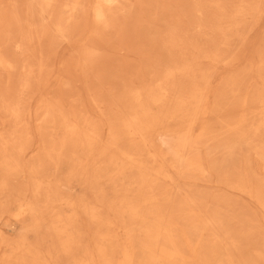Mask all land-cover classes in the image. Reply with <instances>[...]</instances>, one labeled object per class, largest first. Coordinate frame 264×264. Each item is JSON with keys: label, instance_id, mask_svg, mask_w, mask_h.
Listing matches in <instances>:
<instances>
[{"label": "bare ground", "instance_id": "bare-ground-1", "mask_svg": "<svg viewBox=\"0 0 264 264\" xmlns=\"http://www.w3.org/2000/svg\"><path fill=\"white\" fill-rule=\"evenodd\" d=\"M263 18L264 0H0V264H264Z\"/></svg>", "mask_w": 264, "mask_h": 264}, {"label": "rangeland", "instance_id": "rangeland-1", "mask_svg": "<svg viewBox=\"0 0 264 264\" xmlns=\"http://www.w3.org/2000/svg\"><path fill=\"white\" fill-rule=\"evenodd\" d=\"M153 17L154 16L152 15V11H150V9H149L147 16H146L147 22L145 24L147 30H150L148 28H153L156 26V27H159L161 29V31H164V30L168 29L169 27H171V25L174 22V19H172V18H168V20L166 22H164L165 20L156 21V20H154ZM262 22H264V18H263ZM263 30H264V24L261 25V28H260L257 36L259 34H261L263 32ZM134 39H135L134 40L135 43H138L140 46H142V49L144 51L146 50L145 52L149 51L150 47H148V46H152V44L149 43L150 37H148V36L142 35L141 38L138 36L137 38H134ZM110 54L112 55L114 62L117 64H121L123 62H129V63L135 64L140 60V56H142L141 54H137L135 52H129L127 50H114ZM114 66L115 65H113V64L111 65V67H114ZM258 165H259V162H255V166L257 169H258ZM258 172H260V169H258ZM261 177H262V175H261ZM197 188H199V189H195V190H199V192L216 193L217 195H223V196L225 195L227 197H230L231 199H233L236 202H240L246 208H250V206L248 205V201L245 202V201L241 200V198L238 197V195H234L232 193H227V191H225V189L218 190V189H214L213 187L207 186V185H202V186H199ZM76 192H77V194H80V189L78 188ZM251 209H253V208H251Z\"/></svg>", "mask_w": 264, "mask_h": 264}]
</instances>
